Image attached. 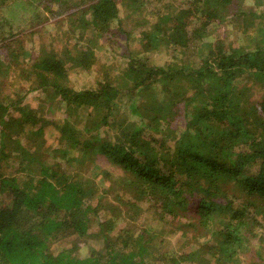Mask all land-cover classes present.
Here are the masks:
<instances>
[{
	"label": "trees",
	"instance_id": "1",
	"mask_svg": "<svg viewBox=\"0 0 264 264\" xmlns=\"http://www.w3.org/2000/svg\"><path fill=\"white\" fill-rule=\"evenodd\" d=\"M9 1L55 31L26 50L0 17V264H264V0Z\"/></svg>",
	"mask_w": 264,
	"mask_h": 264
},
{
	"label": "rangeland",
	"instance_id": "2",
	"mask_svg": "<svg viewBox=\"0 0 264 264\" xmlns=\"http://www.w3.org/2000/svg\"><path fill=\"white\" fill-rule=\"evenodd\" d=\"M71 1H73L72 4H73V6H75V8L79 5H81V4H79L81 2V0H71ZM173 1H174V3L178 4L179 2H183L184 0H173ZM11 4H13V2L10 0L7 3V6L11 5ZM159 6H160V3H158L157 9L159 8ZM67 7L68 6L65 3H56L53 6V8L55 10L59 9L60 11H63V12L66 11V9H68ZM21 8H23V5H18L17 8H14L10 11L6 10L7 11V13H5L6 19L10 20L13 23L12 24L13 25L12 26V32L10 33L11 34L10 39L12 41L15 39L13 42H15L18 45H20L23 42L22 46L26 50H28L31 47V45H35L36 43L37 44L49 43L52 40V38L50 39L51 36H49L47 34V32L51 33L53 31H55L54 19H52L50 17L49 11L46 10L42 5L41 8L44 9V13H45V15H47L48 19L43 20V17L37 15L35 18V19H37V23H36L34 21H29V22L23 21V18L17 12ZM19 12H21V11H19ZM29 13H30V15L31 14L33 15L32 11ZM5 16L0 15V17H2V18H4ZM65 25H66L65 23L62 24L63 27H65ZM33 29L38 30L37 33H33L31 35L30 34L26 35V34H28L27 32H31V31H33ZM41 31H43V32H41ZM221 31H222V37H224L226 40L231 41L233 39V35L232 34L230 35V33H232V30H228V28H226V30L223 32V26H222V28H220L219 32H221ZM12 34H14V35H12ZM133 34L135 35V33H133ZM6 35H8V33ZM24 35H26V36H24ZM134 35H133L132 39H130L128 41V43L126 40H121L119 42V44H117V45L115 44L114 46H115L116 53L115 52L112 53L110 51L108 53L107 47L102 46V44L101 45L96 44V47L94 48V55H95L94 67L92 68V70L87 71V72H85L84 70H81V71L76 70L74 72H70L71 82L74 83L78 87L84 86L86 84L88 85V83H93L94 80L99 78L100 74L105 72V68L102 67L103 64L104 65H112V64L119 65V64H121L124 61L122 58V55H121V54H123L122 51H124L123 43L125 42L127 47H130V48H134V47L137 48L138 47L137 41L134 40ZM240 41L242 42V39H240ZM55 43H56L55 45L62 47L63 44H65L64 38H60L59 40L56 39ZM155 56L156 57L154 59H156L160 63V62H164L166 60V58H168V56H170V54L165 55L163 53V54H159V55H155ZM179 58H180V56H179ZM27 59H29V57L23 58L22 56L21 57L19 56L17 59V62H18V64H20V63L22 64ZM27 102H30L32 105H36V103H37V101L34 98H32L31 96H28ZM46 118L54 120V121H56V120L59 121L61 119V116L57 113H52V114H47ZM48 131H52V128L49 127L47 129V132ZM98 164L102 168L112 171V173L113 172L115 173V171H117L114 167L110 166L108 164V162L105 161L103 158L98 159ZM146 214L143 215L142 217H138L139 221L135 222L136 223L135 229L138 227L136 229V231L139 230L141 225L156 224V221L153 220L150 215H148V214L146 215ZM114 225H115L114 226L115 229L113 228L114 230L112 229V232L116 233V230L118 228L125 225V220L120 221L118 223L116 222ZM92 227H93V225H92ZM94 227H95V224H94ZM165 235H167V234H165ZM171 239H172V243H173L171 246H173L176 243V239L174 238V235L171 236ZM70 244L68 246H70ZM171 246H169V247H171ZM65 247H67L66 244H65ZM101 247H102L101 241L100 240L97 241V240H94V238H92V239H89L88 242L81 241L79 243V248H78L77 252H75L74 254L77 256L83 257L90 250H94V248H97L99 250V249H101Z\"/></svg>",
	"mask_w": 264,
	"mask_h": 264
}]
</instances>
